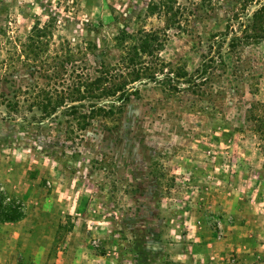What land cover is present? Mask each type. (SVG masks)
Instances as JSON below:
<instances>
[{
    "label": "rangeland",
    "instance_id": "1",
    "mask_svg": "<svg viewBox=\"0 0 264 264\" xmlns=\"http://www.w3.org/2000/svg\"><path fill=\"white\" fill-rule=\"evenodd\" d=\"M0 195V264H264V0H0Z\"/></svg>",
    "mask_w": 264,
    "mask_h": 264
},
{
    "label": "trees",
    "instance_id": "2",
    "mask_svg": "<svg viewBox=\"0 0 264 264\" xmlns=\"http://www.w3.org/2000/svg\"><path fill=\"white\" fill-rule=\"evenodd\" d=\"M132 93L123 92L125 100L129 99ZM25 217V212L17 206H12L10 203H4V196L0 195V218L7 222H16Z\"/></svg>",
    "mask_w": 264,
    "mask_h": 264
},
{
    "label": "crops",
    "instance_id": "3",
    "mask_svg": "<svg viewBox=\"0 0 264 264\" xmlns=\"http://www.w3.org/2000/svg\"><path fill=\"white\" fill-rule=\"evenodd\" d=\"M12 226H15L17 229L21 228L22 226H25L22 222H13L11 223ZM9 226V225H8ZM26 242V236H25V232H19L17 233V239L13 240V245L14 246H25Z\"/></svg>",
    "mask_w": 264,
    "mask_h": 264
}]
</instances>
